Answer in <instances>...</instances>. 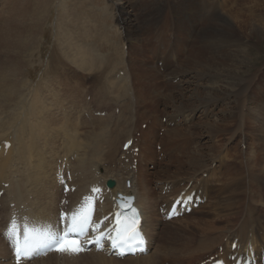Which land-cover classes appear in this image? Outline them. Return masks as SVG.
I'll return each mask as SVG.
<instances>
[{"label":"bare ground","instance_id":"obj_1","mask_svg":"<svg viewBox=\"0 0 264 264\" xmlns=\"http://www.w3.org/2000/svg\"><path fill=\"white\" fill-rule=\"evenodd\" d=\"M217 2V0H204V3L200 4L202 11L205 10L211 14L208 15L209 17L215 13L217 5L220 3L221 10L212 18L213 24L194 32H188V35H186V30L191 27V24L196 27L193 6L192 3L183 5L184 1L180 2V0H167L166 9H164L165 0L146 2V5L151 8L148 15H144L140 22L136 24L134 22L125 29L126 42L133 46L134 51L139 52L136 60L139 61V66H142L141 78L144 82L137 83L133 92L129 89L130 86H127V91L137 95L140 102L145 103L142 111L134 113V115L132 113L125 115L126 118L123 117L125 121L136 118L141 122L137 131L133 129V134L129 136L132 124L129 129L127 127L128 130H124L125 123H116V126L114 125L115 127L110 130L113 118L111 115H92V118L89 119L83 114L87 108L83 106V94L81 93L83 86L80 87L77 81L81 76L75 73L72 68L73 65L78 67L88 65L89 68V61H94L97 54L92 51L85 54L82 48L74 46L69 49L70 53L74 52L75 54L69 61L58 59V63L52 66V56L47 60L41 58L36 67L43 70L42 74L40 73L42 78L40 80L44 81L35 83L31 72L35 68V63L28 64L26 58L29 49L35 47V39L37 40L40 34L44 3L42 0H0V145H2L0 150V190H4V194L0 198V264H37V262L50 264L54 261L53 259L74 264L76 260L87 256H93V258L95 256L103 261L96 264H158L166 249L174 248L177 252L179 244L176 243L181 242V249H187L189 245L187 246V242H182L185 238L187 239L186 234L181 238L173 237L175 231L172 235L165 232L160 216L156 218L155 208L164 202L167 196H171L172 199L181 190L187 188L186 185L189 182L184 185L183 179L193 173L201 175L200 183L197 185L195 183L194 186L202 189L207 200L212 204L210 206H219L220 201L229 203L230 200L236 199L237 193L231 188L236 186V190H240L239 185H242V189L248 186L245 190L246 200L243 203L248 202L250 205H254L250 200V194H253L250 191L260 192L262 190L261 186L255 182L259 177V172L263 171L264 164V109L263 112H260L259 109L247 108L246 102H248V106L257 108L254 93L236 92V88L244 83L247 77L241 75L243 63L234 47L240 44L244 48L243 51L247 56L243 59L247 61L250 55V53L247 54L251 44L250 38L256 43L261 42L264 35V2L262 0H220L219 3ZM174 3H178V14L183 16L180 24L185 27V30L178 29L177 34L179 35L173 43L178 53L167 58L166 65L169 70L166 86L170 90L166 96L159 94L152 97L148 95L146 88L147 84L149 86L151 84L148 82L152 77L150 70L156 71L155 78L160 76H158L156 67L150 69L143 67V62L146 60L140 55V52L144 55L152 53L155 56L157 44L169 42V40L167 42L169 25L165 24V28H162L159 23L164 21L160 20L163 10L172 12ZM206 7L208 8L206 9ZM178 14L176 15L179 17ZM168 21L177 23L175 14L172 15V20L168 19ZM182 34L183 36H181ZM159 37H162V41H159ZM164 38L166 39L164 40ZM32 39H34L33 45ZM192 39L201 42V48L195 46L191 42ZM146 41L150 45L149 49L145 45ZM252 45L254 46V44ZM189 46H195V48L190 49ZM68 53L65 52L63 56L66 57ZM174 59H178L177 65L172 63ZM49 68L53 69L51 71L53 76L43 78L46 75L44 72ZM230 69L235 71L233 78L227 75V71ZM189 71L199 79L207 77L209 81L207 84L211 86V90L206 91L209 96L207 102H210L208 103L210 105L196 111L185 109L187 101L183 99V91L178 88L180 83H185ZM176 77L181 78L180 83H174L173 80H176ZM159 82L161 88L163 79L160 78ZM108 83L116 84L114 80ZM105 87L106 90L110 89L107 83H105ZM225 88L228 89L226 95H235L221 99L226 100L225 104H230V110L224 109L228 116L219 118L216 117L218 114L214 109L217 106L214 104L218 102L219 94ZM120 89L123 88L119 87L118 92ZM127 91L125 92L128 94ZM244 96L246 99L242 101ZM261 97L264 99V96ZM152 98L157 99L153 100ZM258 105H261V100ZM237 107H241L242 110L247 109V112H244L247 116H244L251 123V129L256 133L260 132V136L258 135L257 138L258 146L255 144L257 151L252 152V156L249 147H253V145L250 141L246 142V152L248 153H245V159L234 164L230 161L231 159L222 158V152L217 144L209 145L208 151L212 155L208 159L204 151L206 143H202L209 140L210 137L215 140L217 136L228 134L230 130L226 131L224 125L234 118L241 119L242 117V112L236 113ZM151 109L155 112L154 119L148 115ZM209 112L211 113L209 114ZM218 113H220V109ZM163 115L166 116L165 123H163ZM144 123L148 125L146 130H142ZM105 125L106 130L99 133L98 141H94L97 139L93 134ZM85 127H91V129L86 131ZM196 127L200 130V136L193 132ZM162 130L164 133L161 135ZM139 132L140 136L138 137ZM203 136L207 137V140H203ZM130 138H134L135 142L137 139V144L135 143L136 145H133L129 151L124 152L121 148ZM5 140L11 142L9 149H6L3 144ZM158 145L162 146L160 154L155 151ZM136 146H139L140 150L137 155L138 164L134 169L132 161L136 158L133 148ZM161 155L163 157L160 159ZM128 158H132L130 163L126 162ZM166 158L167 162L164 160ZM59 162L61 165L65 164L70 170L77 186V190L69 194L73 205L84 193L89 191L90 186L95 182L107 187V182L114 180L115 187L112 190L114 195L122 192L135 196V202L143 212L144 230L149 237L150 252L148 254L136 257L128 255L123 259H117L107 257L102 253H87L74 257L69 254L53 253L46 258L31 261L33 247L29 252L30 258L24 257L22 261L16 259L13 234L11 233L13 224L17 226L19 238L23 242L21 224L24 222L28 227H42L41 231L57 222L58 219H61V225L67 223V213L63 215L60 212V203L64 197L63 187L57 183L55 177ZM152 168L157 169L154 174L159 176V181L162 182L158 187L160 191L156 193L157 196L154 194L149 176ZM220 171L221 175L218 180H221L222 184L217 185L214 189L208 183L209 177L206 179L207 177L204 178L202 175L204 173L217 175V172ZM246 173L248 174L247 178ZM164 190H167L165 194ZM211 198H221V200L216 202ZM12 203H15V207L11 206ZM253 215L254 213L242 224L244 229L253 226L252 223L255 221ZM175 227L172 229L175 230ZM209 231H207L209 237L202 238L201 242L207 241L206 253L210 250L214 251L208 256L211 257L217 252L215 245L222 242L224 237L223 234L211 237V231ZM162 232L163 244L160 241ZM210 241L213 242L209 243ZM249 241V237L245 236L242 241H238L241 249L247 246L243 243ZM234 242L231 241L230 244ZM228 244L229 240L226 247H223L226 256L233 255ZM189 253L191 254V252ZM186 254L188 252L182 250L179 257L170 254L166 256L171 259H182L183 256H187Z\"/></svg>","mask_w":264,"mask_h":264},{"label":"rangeland","instance_id":"obj_2","mask_svg":"<svg viewBox=\"0 0 264 264\" xmlns=\"http://www.w3.org/2000/svg\"><path fill=\"white\" fill-rule=\"evenodd\" d=\"M181 1H184L183 5L187 3H192L193 16L196 26L194 27L191 24V27L186 30V35H188V32H194L202 27H208L211 24H213L212 18L216 13H218L221 10L219 3L220 0H217L218 1L217 3L219 4L217 5L215 13L212 16L208 17V15L211 14L207 13L205 10L202 11V7L200 6V4L204 3V0H180V2ZM262 1L264 2V0ZM42 2L44 3L43 4L44 7L42 10L43 24L41 26L38 39L37 40L35 39L36 41L35 47L29 49L26 58L28 64L35 63V68L31 70L32 75L34 76L35 79L34 82L40 83L41 81H44V80H40L42 79L40 73L42 74L43 70H40L38 67H36L38 65V62L41 61V58L43 60H47L50 56H52L51 61L53 63L52 64L53 66L58 63V59H63L64 61L71 60V58L75 54L74 52L70 53L69 49H71L74 46L77 47L79 46L80 48H82L85 54L91 51L94 52V54L96 53L97 54L95 58L96 60L94 59V61H89V68L88 65L85 66L83 65V67H78L76 65L75 66L73 65L72 68V70H74L75 73L81 76L79 79H77V81L80 87L83 86L81 92L83 94V106L87 108L85 109V112L83 114L85 115V117L91 119L92 115L95 116L97 112L106 111V114L111 115V117H113L109 129L110 130L113 129L116 126L115 125L116 123L120 124L121 122H123L125 123L126 126L124 130H128L130 125L132 124L131 125L132 130L130 132L131 134H129V136H131L133 134V129H136L137 131V129L140 127L139 125H141L140 124L141 122L137 121L136 118L131 119L129 121L128 120L125 121L124 120L126 118L125 115H130L131 113L134 115V113L136 114L137 112L142 111L145 106V103H141L140 102L141 100L137 95H134L133 93L129 92V90L127 91V86H130L129 89L133 92L135 87L137 86V83H144V82L143 79L141 78L142 66H139L138 64L139 61L136 60L138 58L139 52L134 51L132 49L133 46L129 45L126 42L124 34H125V29H127V27L130 24L134 22L136 24L143 19L144 15H148L151 8L146 5V2H152V0H42ZM164 4H165L164 9H166L167 0H165ZM172 7L174 8L172 12L170 10H165V11L163 10L162 16L160 15L161 16L160 20L161 21L164 20V21L159 23V25H161L162 28H165V24L169 25V29L167 32V34L169 35L167 42L168 40L169 42L165 44L158 43L157 46L155 47V51H156L155 56H153L152 53L150 54L148 53V55H144L142 52H140V55L143 56V58L146 60L145 62H143V67L148 69H150L151 67H156V70H158L157 71L158 76H160L158 78L157 77L155 78L156 71L154 72L150 70L152 73V77L151 79H149L148 82H151V84L150 86L147 84L146 88L148 91V95L152 97H156L159 94L166 96L168 94L167 92H169L170 90V88L166 86V82H167L166 77L168 75V70H169V68L166 65V63L168 62L167 58L169 56L178 53V50L173 43L174 41L177 40V37L179 35L177 34L179 31L178 29H181L183 31L185 30V27L180 24V20L183 16L182 15L180 16L178 14V3L172 4ZM207 8L208 7H206V9ZM173 14H175L177 23L173 21L169 23L168 21V19L172 20ZM176 14H178L179 17ZM184 15L186 16L187 12ZM201 20H205V21L202 22ZM146 22H148V20H146ZM181 36H183V34ZM165 39L166 38H164V40ZM159 41H162V37H159ZM195 41L196 39H192L191 42H193L195 46H198V48H201L202 43ZM33 42L34 39H32L31 41L32 45ZM250 43L251 44L247 51V54L250 53V55L247 61L246 59H243L245 56H247L243 51L244 48L240 44L234 47L236 54L241 58V61L243 63L241 75H245L247 77L246 81L236 88V92L254 93L255 104L257 108L254 109L253 107L248 106V102H246V106L247 108H250L252 110L259 109L260 112H263L264 99L261 96H264V35L262 36L260 43H256V41L252 40L251 38H250ZM252 44H254V46ZM145 45L147 49H149L150 45L147 41L145 42ZM195 46H189L188 48L192 49L195 48ZM65 52H69L66 55V57L63 56ZM177 60L178 59H174L172 63L177 65ZM162 65L163 68H161ZM52 70L49 68L47 71H45L44 74L46 75L43 76V78H48L50 76H53V74H51ZM117 73L118 75L119 74L120 75L124 74V75L117 77ZM234 73L235 71L232 69L227 71V75L230 78L234 77ZM160 78L163 79V85L161 88L159 82ZM113 80L116 82V84L108 83ZM180 80H181L180 77H176V81L174 80L173 81L174 83H180ZM207 82H209L207 77H201L199 79L194 75H192L191 72L189 71V73L186 75L185 83H180L181 85H178V88L183 91V99L187 101V104L185 105L186 110L196 111L210 105L208 104L210 102H207L209 96L206 94V91L211 90V86H209ZM105 83H107V85L110 87L109 90H106ZM119 87H122L123 89H120V91L118 92ZM125 91H127L128 94ZM227 91L228 89L225 88L219 94L220 97L218 99V102L214 104L215 106H217L214 109L215 112L218 114L216 117L220 118L222 116L223 117L228 116V113L224 112L225 111L224 109H227L229 111L230 104H225L226 100H221V99L227 96H233L235 94L226 95ZM152 99L155 100L157 98H152ZM245 99L246 98L244 96L241 100L243 101ZM259 100H261V105H258ZM133 104L135 107L133 106ZM118 109L119 111L117 112ZM219 109H220V113H218ZM152 110L153 109L149 111L148 115L151 119H154L155 112L154 110L153 111ZM222 111L223 113H221ZM237 112L243 113L242 117L241 115H239L242 120L239 117L234 118V120L229 121L227 125H224V127L226 126L225 127L226 131L230 130L228 131V134L217 136L215 140L213 137H210L209 140H207V137L205 136L202 137L203 140H207L204 141L202 144L206 143L204 145V151L206 152L207 154L206 157L208 159H210V156L212 155V153H209L208 151L209 145L217 144L219 146V150H221L222 152V158H225L227 160L231 159L230 161H232L234 164L241 162V159H245V153H248L246 152V145H245L246 142L248 143V141H250L251 144L253 145V147L252 146L249 147L251 151L250 153L251 155L253 154L252 152L257 151V147L255 144L259 143V141H257V138L260 136V132L256 133L251 129V123L249 122V120H247V117H245L247 116V114H244V112H247L246 108L245 110L244 109L242 110L241 107L239 108L237 107L236 113ZM210 113L211 112H209V114ZM164 118H166V116L163 115L162 119ZM165 122L166 119L163 120V123ZM146 125L147 124L142 125L143 127L142 130L148 129V125L147 128ZM85 129L87 131L91 129V127H87V128L85 127ZM103 130H106V125L103 128L101 127L97 129L95 134H93V136L97 139L94 141H98L99 139L98 135ZM161 132L163 133V131ZM193 132L198 133V135L200 136V130L198 127H196ZM239 136H241L242 139ZM263 139H264V133H263ZM160 147L162 146L158 145L159 151H161ZM122 148L121 150H123ZM158 150L157 148H155L156 153L160 154ZM134 156L137 160L138 158L135 155V153ZM162 157L163 155H161V158ZM130 160L132 161V158ZM134 160L135 159H133L132 161V166L134 165ZM164 160L165 162H167L168 159L166 158ZM172 170L175 169L172 168ZM156 171L157 169L152 168L150 171L151 174H149L151 179V186L154 188L155 195L156 193H159L160 189L158 187H160L162 184V182L159 181V176L154 174L156 173ZM217 173H218L217 175H213L211 173L210 174L204 173L202 175L204 178L207 177L206 179H208L209 177L208 183L211 184V186L214 187V189L217 187V185L222 184V181L218 180V178H220L219 176L221 175V171ZM259 173H258L259 177L256 180L255 184L261 186L262 190L260 192L250 191V193H253L250 194V198H251L250 200L254 203V205L252 204L250 205V203L248 202L243 203L246 200L245 190H247L248 186H246L245 189H242L241 188L242 185H239L240 190L239 189L236 190V186L231 188L232 190L236 191L237 193L236 195L238 196L236 199L230 200L231 202L229 203H224L223 201L221 202L220 201L221 198L215 199L216 198L215 196V198H211V200L216 202L220 201L219 206L212 207L210 206L212 204H210V202L207 200V202L203 206L200 205V207L194 209L189 215L165 222L160 213V206L163 203L169 202L171 200V196H167V199L164 202H162L157 208H155L156 218L157 216H160V220L163 223L162 228L165 229V232H168L170 235H172V233L175 231L173 233V237L178 236L182 238L184 237L183 235L186 234L185 236L188 237L187 239L185 238L184 240H182V242H187V246L188 245L189 246L187 249L186 248L181 249L180 248L182 247L181 242L176 243L177 245L179 244L177 246V248H179V250L177 251L179 254L175 251L174 248L166 249L163 252L162 257L160 258L158 264H173L174 262H181L182 264H194L197 261L204 259L209 254V252H211V250L208 251V253H206L207 241L205 240L204 242L201 241H203L205 237H209L208 236L209 233L207 232L209 230L211 231L210 233L211 237L219 236L223 234L224 237V238L222 237L223 244L222 242H219L220 244L218 243L217 244L218 246L215 245L216 246L215 250L217 251L216 253L219 252V254L221 253L220 251H218V249L221 250V247H226V243L228 242V240H229L228 248L231 247L230 250L232 254H234L236 251L232 250L233 243L230 244V242L236 240L242 241L244 236L249 237L250 241L247 243L244 242L243 244L247 245L248 243L255 241L253 243L254 247L264 245V236H263L264 235V164H263V171ZM198 175H199L198 173L197 174L193 173L188 176H185L183 179L184 185L187 182H189L186 185L187 187L190 186L194 189H198L194 186L195 183L196 185L200 183L199 177H201V175L199 176ZM245 175L247 178L248 174L246 173ZM192 177L194 178L192 179ZM246 183H248V180H246ZM253 213H254L253 220H255L254 223H252L253 226L249 228L246 227L244 229V226L242 224L246 222ZM258 216L260 217L258 218ZM174 227L175 230L172 229ZM162 235L163 232L161 233V237H160L161 244L164 243V239ZM211 242L213 241H210L209 243ZM182 250L183 251L186 250V252H188V254H186L187 256L185 257L183 256L182 259L179 258L171 259L170 257L166 256L167 254H170L172 256L179 257L181 255ZM189 252H191V254ZM87 257L76 260L74 264H96L98 262H103L102 260H99L95 256L94 258L93 256H89L88 258ZM53 260L54 261L51 262L50 264L71 263V262H63L59 259L58 260L53 259ZM37 264H43V263L37 262Z\"/></svg>","mask_w":264,"mask_h":264},{"label":"snow or ice","instance_id":"obj_3","mask_svg":"<svg viewBox=\"0 0 264 264\" xmlns=\"http://www.w3.org/2000/svg\"><path fill=\"white\" fill-rule=\"evenodd\" d=\"M131 211H132V215L126 218L127 223L124 229L125 235L120 236L118 233L117 238L112 239L113 247L120 248L123 247L124 245H127L130 250L133 247L141 248L142 245L144 244L143 233L140 229L139 213L136 212L135 209H132ZM73 221H74V230L83 231V227L87 223V217H82L79 223H77L76 217L74 215ZM11 233L13 234L12 238L14 240L13 248L15 250L16 259L18 261L22 258V254L23 257L30 258L29 252H31L34 246H36L38 243H41L39 241H36L35 238H33L32 236L25 237L23 242H21L19 238V230L15 224H13ZM48 239H54V237H48ZM97 242H99V238ZM63 243L65 244V247L61 248L60 249L61 251L70 250L73 252H79L83 250L81 247H79L78 241L65 240L63 241ZM71 244H76L77 246L69 247V245ZM32 254H34V252Z\"/></svg>","mask_w":264,"mask_h":264}]
</instances>
